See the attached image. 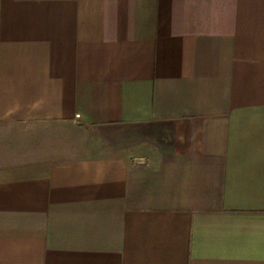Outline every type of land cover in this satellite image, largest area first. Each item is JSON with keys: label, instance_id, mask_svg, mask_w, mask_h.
<instances>
[{"label": "crops", "instance_id": "0c3cea01", "mask_svg": "<svg viewBox=\"0 0 264 264\" xmlns=\"http://www.w3.org/2000/svg\"><path fill=\"white\" fill-rule=\"evenodd\" d=\"M0 264H264V0H0Z\"/></svg>", "mask_w": 264, "mask_h": 264}]
</instances>
